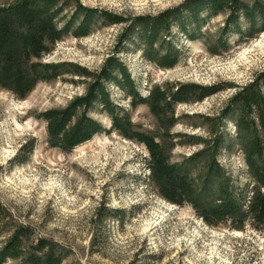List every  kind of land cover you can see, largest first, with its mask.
Masks as SVG:
<instances>
[{"label": "rangeland", "instance_id": "374dc122", "mask_svg": "<svg viewBox=\"0 0 264 264\" xmlns=\"http://www.w3.org/2000/svg\"><path fill=\"white\" fill-rule=\"evenodd\" d=\"M13 1L0 0V6ZM244 1L251 4L253 0ZM78 2L129 19L155 16L184 0ZM223 21L222 15L211 20L204 34L216 37ZM124 28L98 24L84 38L68 37L57 43L42 63L75 64L97 72L108 57L115 56L142 96L148 87L168 82L225 86L201 102L176 107L179 121L171 133L201 139L208 138L201 117L216 116L229 98L264 69V32L238 45L237 37L230 36V50L220 55H210L202 42L175 35L183 55L173 69L160 70L136 53L132 44L116 52ZM87 82L63 74L38 83L21 99L0 88V204L7 212L0 224V245L20 225L30 229L29 243L45 238L61 246L67 252L62 264H264V233L208 227L189 207H177L158 197L147 181V153L142 145L111 132L96 134L68 153L48 146L45 125L36 116L67 106L84 94ZM109 92L115 105L130 109L120 91L110 87ZM97 110L89 116L108 129L109 120ZM130 117L138 129L155 133V120L145 106L130 111ZM232 129L228 123L225 132L232 134ZM200 148L183 143L172 151V160L190 158ZM218 162L245 184L239 151L222 154ZM99 204L123 212L122 221L108 218L97 229L94 210Z\"/></svg>", "mask_w": 264, "mask_h": 264}, {"label": "trees", "instance_id": "16d2710c", "mask_svg": "<svg viewBox=\"0 0 264 264\" xmlns=\"http://www.w3.org/2000/svg\"><path fill=\"white\" fill-rule=\"evenodd\" d=\"M221 15L224 21L216 37L204 34L209 22ZM98 24L125 27L116 52L132 44L144 59L168 70L176 67L183 55L175 35L188 42H202L210 55H220L230 50V36L237 37L238 45L263 33L264 0L251 4L244 0H184L155 16L129 19L86 8L78 0H14L0 6V88L21 99L38 83L63 74L89 80L82 96L36 116L45 125L50 148L68 153L96 134L115 132L145 148L148 184L165 202L189 207L211 228L241 232L250 228L264 233V69L229 98L216 116L201 117L208 138L174 135L171 130L179 121L175 117L178 105L201 102L225 86L168 82L148 87L142 96L126 66L115 56L108 57L97 72L75 64L42 63L57 43L68 37L84 38ZM110 87L128 100L129 110L114 104ZM139 106H145L155 120V133L140 130L131 122L130 111ZM96 107L109 120L108 129L89 116ZM228 123L232 134L225 132ZM183 143L201 148L190 158L173 161L172 151ZM28 149L30 154L31 146ZM235 151L243 158L245 184L218 162L222 154ZM122 213L99 204L94 223L100 229L108 218L121 222ZM5 219L7 212L0 204V224ZM30 236L28 227L15 226L0 245V264H62L66 259L67 252L58 244L45 238L29 243Z\"/></svg>", "mask_w": 264, "mask_h": 264}]
</instances>
